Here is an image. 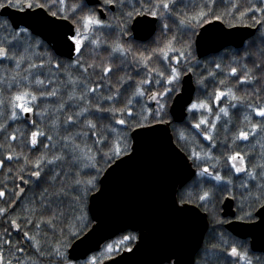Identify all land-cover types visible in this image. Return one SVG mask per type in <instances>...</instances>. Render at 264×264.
<instances>
[{
    "label": "snow or ice",
    "instance_id": "obj_1",
    "mask_svg": "<svg viewBox=\"0 0 264 264\" xmlns=\"http://www.w3.org/2000/svg\"><path fill=\"white\" fill-rule=\"evenodd\" d=\"M219 3H227V6L217 14ZM110 6L121 13L117 17L119 24L115 26L101 18V13L112 11ZM8 9L20 13L21 19L5 18ZM0 10H3L0 11V32L3 33L0 35V135L4 137L0 140V149H4L0 153V169L6 168V160L20 161L13 177V188L0 186V198L6 197L9 191L12 193L4 201L8 206L0 207V214L5 215L9 227L18 230L20 237L13 240L9 228L3 229L0 264H102V260L108 258L107 254L121 250L124 244H130L138 237L133 234L122 236L105 245L100 253L86 256L82 262L69 258V236L75 237L87 227V223L75 227L87 219L83 212V197L95 187L94 178L86 181L76 178L80 170L96 168L97 156L113 159L132 151L120 126L131 130L142 128L148 121L169 123L170 120H165L169 115V103L178 104L182 98L180 85L184 70L193 71L188 66L190 61H194L196 67L202 63L196 61L193 46L210 38L203 25L211 27L212 21H220L227 16L253 29L257 26L264 28V0L251 3L249 0H0ZM46 10H51L53 18L70 19L64 39L74 58L65 61L39 51L44 45L34 35L31 18L41 16L47 20ZM252 13L258 15H252L248 23L246 18ZM157 20L161 32L151 42L156 47L131 42L134 29H151ZM225 23L230 28L235 26L227 20ZM103 30L110 33L118 30V34L109 40L104 38ZM260 40L261 57L253 59L251 67L243 61L254 58L255 53L245 51L237 57L225 50L230 63L239 65V68L230 66L226 70L235 83L216 80L218 86L207 98L185 101L187 111L197 113V119L191 122L192 127L213 145L216 144L217 123L221 122L227 131L225 121L230 122V109L238 106L246 109L242 120L247 123L248 130L241 128L225 137L223 146L251 143L250 137L255 144L244 152L233 150L223 154L224 170L229 175H222L220 170L213 171V168H220L221 157L212 155L210 151H197L195 147L189 149L191 159L202 165L198 170L199 177L208 183L221 182L222 187L230 185L227 195L236 200L239 191L241 205L246 199L257 203L264 201V138L256 139L264 133V104L255 106L247 103L244 96L237 95L238 86L250 85L257 94L264 90V32H260ZM84 49L90 50V60L83 59ZM101 49H105L107 55H99ZM154 56L164 64V69L149 67ZM210 66L212 71L208 76L215 79L216 72L222 71L221 63L213 61ZM128 67L144 72L145 78L137 80L128 74L115 75ZM73 68L78 74L73 73ZM203 82L204 77H201L200 83ZM153 85L158 90L146 92V86ZM204 90L207 91L206 86ZM105 92L107 95L103 94ZM90 94L95 97V102L89 98ZM143 97L154 102V107L144 104L137 107V102ZM47 98H54L55 103L42 104ZM101 102L108 107H102ZM252 113L259 117V122H253ZM26 114L40 117L41 123L29 119ZM91 115L106 117L111 123L98 125L96 120L88 118ZM21 117L25 121L23 129L10 130L9 121L16 122ZM85 128L88 132L84 131ZM18 137L21 138L17 145L20 150L11 145ZM89 139L91 145L87 143ZM180 139H187L183 132ZM257 147L260 148L259 153ZM25 148L27 153L23 151ZM210 162L214 163L210 165ZM25 170H28L31 180L25 179L22 174ZM235 174H239L236 176L239 184L233 182ZM16 180L39 191L34 192L29 204L21 207L20 213L12 218L7 216L8 211L10 208L15 211L13 206L19 203L13 197H21L25 193V188L15 184ZM214 195L211 188L201 189L197 200L202 204L210 203ZM205 211L214 214L215 208H205ZM252 215L245 212L235 219H251ZM214 223L223 227L227 221L214 217ZM27 227L33 231L25 230ZM216 235L220 242L210 246L211 252L206 249L202 259L214 256L215 264L264 261V255L250 258L245 244L238 246L232 242L229 245L223 233ZM164 259L169 264H178L170 256Z\"/></svg>",
    "mask_w": 264,
    "mask_h": 264
},
{
    "label": "water",
    "instance_id": "obj_2",
    "mask_svg": "<svg viewBox=\"0 0 264 264\" xmlns=\"http://www.w3.org/2000/svg\"><path fill=\"white\" fill-rule=\"evenodd\" d=\"M34 11L40 12L39 9ZM46 12L47 20L41 16L31 18L34 35L50 44L57 55L73 58L74 54L64 39L70 21L53 18ZM5 17L19 20L21 14L8 9ZM104 17L105 13H101V18ZM203 28L208 30L210 38L195 44L199 58L227 46L241 47L256 30L243 25L230 28L221 20L212 21L211 27L203 25ZM156 29L157 22L151 29H134V39L147 41ZM181 88L180 103L170 104V113L175 122L185 119V101L194 98L195 84L191 72L182 76ZM146 103L154 105L147 98ZM26 115L32 119V114ZM131 138L132 151L118 157L107 167L100 178L99 188L90 195L88 209L93 224L71 244L69 258L85 259L100 250L106 241L131 230L138 232L131 251L123 250L102 260V264H163L169 263L164 259L167 256L178 264H194L209 228V220L198 206L180 203L177 192L195 176L196 168L176 144L170 123L157 122L135 128ZM235 214L233 199L225 197L222 215L231 218L225 225L227 230L236 237L249 238L251 249L264 253V208H258L257 219L251 222L236 220Z\"/></svg>",
    "mask_w": 264,
    "mask_h": 264
},
{
    "label": "trees",
    "instance_id": "obj_3",
    "mask_svg": "<svg viewBox=\"0 0 264 264\" xmlns=\"http://www.w3.org/2000/svg\"><path fill=\"white\" fill-rule=\"evenodd\" d=\"M41 2H43V0H41ZM186 2H187V0H186ZM251 2H255V0H249V3H251ZM226 6H227V3H219L217 5V14H219L220 11H222ZM110 7H112V6H110ZM136 7L139 9V5H136ZM47 11L50 13L51 10H47ZM120 15H121L120 11L117 8L112 7V11L105 13V17L102 19L109 21L110 24L115 26V25L119 24V20L117 19V17ZM252 15H258V14H256V13L250 14L246 18L248 23L251 22V16ZM5 18H7V17H5ZM225 20H227L229 23H232L234 25H247L245 23H237L235 20H232L231 18L225 16L224 19H222L221 21L227 26H228V24L225 23ZM69 21H70V19H69ZM169 23L171 24L172 21L169 20ZM257 29H259V31ZM257 29L254 32V34L244 43L243 46H241L239 48L228 47V48L221 50L220 52H217L215 54H209L203 58H199L197 56V52H196V48H195V44H194L193 54L196 57V61L202 62L200 64V67H196L194 61H190L189 65H188L189 67L193 68V71L191 73L193 75V81L195 84L194 100L207 98L208 95L213 91V89L218 86L215 82L216 80L224 79V80H228L231 83H235V79L228 76L226 74V70L230 66H235V67L239 68V65L230 63L229 55L225 54V50H227V52L231 56H237V57L242 56V54L245 51H248L250 53H255L256 55L254 58L253 57L245 58L243 61L244 63H247L249 65V67L252 66L253 59L261 57V54L259 51V47L262 43L260 40V32H264V28H260V26H257ZM197 31H199V29ZM160 32H161L160 22H159V20H157V29H156L154 35L150 39H148L147 41H139V40L134 39L131 42L133 44H136V45H145L148 47H156L157 45L152 44L151 42H152L153 38L156 37ZM116 34H118V30L115 33H110L108 30H103L104 38H107L109 40L113 39ZM0 35H3V33L0 32ZM35 36L38 37L43 42V45H44L43 47H41L39 49L40 52L51 53L57 59L62 58L65 61L69 60V58L57 55L54 52V50L50 44L45 42L41 37H39L37 35H35ZM163 38L164 37L161 36V39H163ZM176 47H179V45H176ZM140 50H143V49H140ZM89 51H90L89 49H84L83 59L86 61L90 60L92 58L89 55ZM99 55H107L106 50L101 49L99 52ZM213 61H215L217 63H221V69H222V71L216 72L215 79L208 76V72L212 71V68L210 65L212 64ZM111 62L115 64L117 61H111ZM9 67H11V64H9ZM149 67H159L160 69H164V64L161 63L160 60L154 56L150 61ZM206 68L208 71H205ZM71 70L73 71L74 74H78L74 68ZM187 72H188L187 70H184V74ZM121 74L131 75V76H133L134 79H137V80L145 78L144 72H140L139 70L134 69L132 67H128L126 69H121V72L116 73L115 75H121ZM115 75H113V77H112L113 79H115ZM201 77H204L203 84L200 83ZM205 86L207 87V91L204 90ZM257 87H259V86L257 85ZM145 90H146V92L151 93L153 90H158V87L155 85H153L152 87L146 86ZM103 94L107 95L106 92ZM237 95L244 96L245 101L247 103H252L255 106H259L260 104H264V90H261V92L259 94H257L253 91V87L250 85L249 86H238L237 87ZM89 98L92 99L93 102H95V97L92 96L91 94H90ZM43 103L54 104L55 99L54 98H47V99L42 101V104ZM141 104L147 105L148 107H154V105L150 106L146 103V97L141 98L137 102V107H139ZM170 104H171V102L169 103L168 110H167L169 115L165 117V120H170L169 123L171 126V130H172L175 142L187 154V156L193 162V165L195 166L196 171H197L196 175L188 183H186L183 187L178 189L177 199L179 202L184 201V203L194 204V205L198 206L203 212H205L207 214V217L209 220V228L205 234L202 246L200 247V249L198 250V252L195 256L194 264H215V257L214 256H209L207 258V260L202 259V257H205V255H206L205 250L206 249L209 252H211L212 249L210 246L218 244L220 242L219 237L216 235L217 233H223L224 238L229 241V245L232 242H236L238 246L240 243L245 244L247 246V248L249 249L250 258L251 257H261L262 255H264V253L253 251L250 247V240L248 238L247 239H240V238L234 236L225 227L226 223L223 225V227H218L214 223V217L215 218H221L227 222H229L231 220L230 217H224L222 215L223 200L225 197L228 196L227 192L229 191L231 186L229 185L228 187H222L221 182L208 183L207 180L201 179L198 175V170H199V167L202 165L197 164L193 159H191V151L189 150L190 148L195 147L197 151H210L212 155L217 156V157H221L220 168L219 169L213 168V171L220 170L222 175H225V176L229 175V173L226 170H224L225 162L222 158L223 154L225 152L230 153L233 150L244 152V151L249 150L252 147V145L255 144V141H253L252 138L250 137L249 141L251 143L238 142L237 144L232 145L231 147L223 146L224 142H225V137H230L232 133L236 132L237 130H239L241 128H243L246 131L248 130L247 123L242 120V117L246 114V109L244 107H241V106H238L235 109H230V117L228 118L230 120V122H228V120L225 121V123H227V129H228L227 131L225 130V127L222 125L221 122L217 123L216 134L214 135V139L216 140V144L213 145V144H210L206 139H204L203 136L198 135L199 130H196L192 127L191 122L195 121L197 119V113L187 111V115L182 122H175L172 118L171 113H170ZM101 106L102 107H108V105L104 104L103 102H101ZM116 106L119 107L120 105L117 104ZM70 111H71V109H70ZM214 111H215V109H214ZM88 118L96 120L98 125H107V124L111 123V121L108 118H106V117L101 118V116H98V115H91ZM32 119L37 120V123H41L40 117H38L36 115L32 114ZM133 119H135V117ZM252 120H253V122H259V117L256 116L255 113H252ZM24 122H25L24 117H21L20 120L16 121V122L9 121L10 130L11 129H21L22 130ZM149 124H152V123L150 121L144 122V126L149 125ZM120 128L125 132V134L127 136V142L131 146L132 145L131 132L135 128H132L131 130L124 129V126H120ZM84 131L88 132V129L85 128ZM182 132L186 135V137H187L186 140L180 139V135ZM262 138H264V133H261L259 136H257L256 139L261 140ZM3 139H4L3 135H0V140H3ZM20 139L21 138L18 137L17 141L11 142L12 148L20 150L17 148V145L19 144ZM54 139H55V137H54ZM262 142H264V141H262ZM87 143L89 145H91L92 144L91 139H89L87 141ZM3 151H4V149H0V153H2ZM23 151H25L27 153L28 149L25 148V149H23ZM256 151H257V153H259L260 148L257 147ZM126 153H128V152H126ZM32 155H35V153H32ZM117 158L118 157L113 158V159H105V158L97 156L98 163L96 165V168L81 169L78 176L76 177V178L80 179L81 181H86L90 178H94L95 179V187L91 188V190L88 191L87 195L83 197V212H84L85 216L87 217V219L84 221H81V223H79V224H75V227H81L82 224L87 223V227L79 235H76L75 237L69 236L67 243L70 246L78 237L83 235L92 226L93 220L91 218V215H90V212L88 209L89 197L92 193L97 191V189L99 188V181H100L102 174L107 169V167L110 164H112L115 161V159H117ZM19 163H20V161H18L16 159H14L12 161L6 160V168L0 169V186L7 185L8 189L13 188V177H14V174L16 173V171L19 167ZM211 163H214V162H210V165H211ZM249 163H252V161H249ZM8 169H12V171L9 172ZM97 169H98V171H97ZM32 170H34V169H32ZM22 174L25 176L26 180H31V178L28 176V170H25ZM236 176H239V174H235L233 176V182L235 184H239L240 181H239V179L236 178ZM15 184H18L19 187H21V188H25V193L18 199L19 203L14 206L15 211H13L11 208L9 209L7 216L12 217V218H15L20 213L21 207H24V206L29 204V200L32 198L33 193L39 191V189H36L35 187L29 188L28 185L20 183V181H18V180L15 181ZM83 186H85V185H82V187ZM88 187H90V186H88ZM209 188H211L212 191L215 193L213 200L210 203L202 204L201 202H199L197 200V196L200 193L201 189L207 190ZM253 190L255 191V189H253ZM236 194H237V199L233 200L235 213H236L235 217L239 216V215H243L245 212H251L253 214L252 218L251 219L246 218L243 221L251 222V221L256 220L257 219L256 211L258 210V208L260 206H262V204H264V201L257 203L254 200L246 199L244 201L243 205H241V201L239 199L240 192L237 191ZM11 195H12V193L9 191L6 195V197L0 198V207H7L8 206L6 203H4V201L8 199V196H11ZM13 199H16V197H13ZM205 208H207L209 210L215 208V213L213 214L211 211L206 212ZM77 214H79V213H77ZM89 221H90V223H89ZM18 222L23 223V221H18ZM71 223H75V222L72 221ZM4 228H9V232L11 233L13 240L20 239V237L17 235L18 230L10 228L5 215L0 214V235H3V229ZM25 230L33 231V229L31 227H27ZM129 234H133L136 237H138V233L135 231L128 230V231L122 232L119 235H117L115 238L105 242L99 251H96L90 255L100 253L101 250L108 243H112L113 241L119 240L122 236L129 235ZM49 235L51 236V233H49ZM65 235L66 236L68 235L67 231H65ZM135 241H136V239L133 240L130 244H127V243L124 244L121 250L107 254V257H112V256L122 252L123 250L131 248L133 246V244L135 243ZM68 249H69V247H68ZM68 249H67V252H68ZM83 260L84 259L77 260V261L82 262ZM163 264H169V263H163ZM254 264H264V261H254Z\"/></svg>",
    "mask_w": 264,
    "mask_h": 264
},
{
    "label": "flooded vegetation",
    "instance_id": "obj_4",
    "mask_svg": "<svg viewBox=\"0 0 264 264\" xmlns=\"http://www.w3.org/2000/svg\"><path fill=\"white\" fill-rule=\"evenodd\" d=\"M235 26H236V25H235ZM241 26H242V25H241ZM243 26H247V25H243ZM249 38H250V37H249ZM249 38H247V39L245 40V42H246ZM245 42H244V43H245ZM244 43H243V45H244ZM243 45H242V46H243ZM228 47H234V46H227V47H225V48H228ZM225 48H223V49H225ZM234 48H239V47H234ZM223 49H222V50H223ZM220 51H221V50H220ZM220 51H218V52H220ZM216 53H217V52H216ZM211 54H215V53H211ZM206 56H207V55H206ZM262 253H263V252H262Z\"/></svg>",
    "mask_w": 264,
    "mask_h": 264
}]
</instances>
